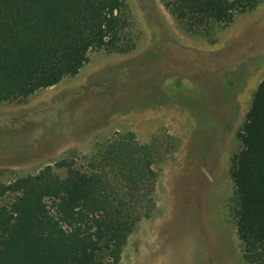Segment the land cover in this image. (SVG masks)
I'll list each match as a JSON object with an SVG mask.
<instances>
[{
  "label": "rangeland",
  "instance_id": "rangeland-1",
  "mask_svg": "<svg viewBox=\"0 0 264 264\" xmlns=\"http://www.w3.org/2000/svg\"><path fill=\"white\" fill-rule=\"evenodd\" d=\"M133 50L93 53L78 74L0 104V183L133 135L160 156L157 212L118 264H247L229 167L264 78V0L208 37L185 33L159 0H127Z\"/></svg>",
  "mask_w": 264,
  "mask_h": 264
},
{
  "label": "trees",
  "instance_id": "trees-1",
  "mask_svg": "<svg viewBox=\"0 0 264 264\" xmlns=\"http://www.w3.org/2000/svg\"><path fill=\"white\" fill-rule=\"evenodd\" d=\"M182 31L208 37L260 0H159ZM127 0H0V104L74 76L93 53L133 50ZM229 167L242 258L264 264V78ZM153 145L114 137L31 178L0 183V264H118L127 239L157 212Z\"/></svg>",
  "mask_w": 264,
  "mask_h": 264
}]
</instances>
